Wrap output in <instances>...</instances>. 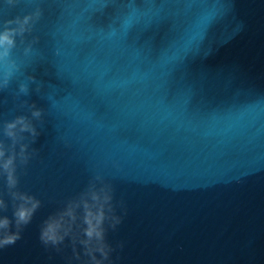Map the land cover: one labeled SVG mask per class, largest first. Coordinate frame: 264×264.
<instances>
[{
    "label": "water",
    "instance_id": "1",
    "mask_svg": "<svg viewBox=\"0 0 264 264\" xmlns=\"http://www.w3.org/2000/svg\"><path fill=\"white\" fill-rule=\"evenodd\" d=\"M0 264H264V0H0Z\"/></svg>",
    "mask_w": 264,
    "mask_h": 264
}]
</instances>
